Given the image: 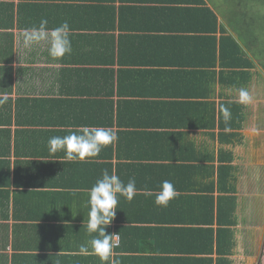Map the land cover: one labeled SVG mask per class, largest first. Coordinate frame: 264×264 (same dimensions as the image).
Masks as SVG:
<instances>
[{
  "label": "crops",
  "instance_id": "crops-1",
  "mask_svg": "<svg viewBox=\"0 0 264 264\" xmlns=\"http://www.w3.org/2000/svg\"><path fill=\"white\" fill-rule=\"evenodd\" d=\"M205 5L217 15L216 37L235 36L232 20ZM198 7L185 0H0V264H107L91 248L79 253L97 235L87 232L88 190L105 169L141 190L131 201L119 196L106 228L119 235L113 259L120 264H217L221 228L233 233L232 264H255L259 223L238 160L257 152L264 159V138L258 147L254 135L264 137V70L249 40L255 66L243 68L248 83L226 84L227 68L209 64L214 34L198 29L206 21ZM42 19L50 29L68 22L70 54L54 59L46 45L24 47L21 30ZM240 88L252 102L239 104L241 123L225 131L227 105H219L236 103ZM174 101L198 105L167 111ZM81 125L111 127L118 140L84 161L49 152L50 137ZM199 151L215 160H199ZM220 151L231 160L220 162ZM221 163L234 168L232 191L219 188ZM249 176L256 179L252 168ZM165 180L179 195L162 207L155 200ZM229 196L235 222L218 224ZM207 239L213 250L195 253Z\"/></svg>",
  "mask_w": 264,
  "mask_h": 264
},
{
  "label": "clouds",
  "instance_id": "clouds-1",
  "mask_svg": "<svg viewBox=\"0 0 264 264\" xmlns=\"http://www.w3.org/2000/svg\"><path fill=\"white\" fill-rule=\"evenodd\" d=\"M48 21L42 19L38 26L33 25L21 30L23 45L26 48L46 45L48 55L54 59H61L72 52V41L70 39V27L67 21L58 27L48 28ZM252 96L245 88L239 89L236 103L247 105L252 102ZM225 121L231 118L228 107L221 109ZM230 129L226 128L225 131ZM118 140V135L111 127H100L93 125H81L76 131L70 132L63 137L53 136L48 140L49 152L55 154L58 151L65 153L67 161H84L97 157L104 147ZM42 161V160H41ZM60 161V160H59ZM62 162V161H60ZM59 175V174H58ZM140 189L136 187V181L129 179L125 184L118 175L109 174L107 169L103 170L102 177L88 190V212L87 232L91 235L96 233L90 241L79 246V253H92L97 255L101 261L107 264H120L119 260L113 259L114 250L118 247V233H106V228L113 222L119 196L129 201ZM146 194L151 191L143 189ZM179 195L171 181L165 180L156 193L155 203L158 206L167 207L169 202Z\"/></svg>",
  "mask_w": 264,
  "mask_h": 264
},
{
  "label": "trees",
  "instance_id": "trees-1",
  "mask_svg": "<svg viewBox=\"0 0 264 264\" xmlns=\"http://www.w3.org/2000/svg\"><path fill=\"white\" fill-rule=\"evenodd\" d=\"M186 2H192L195 4H198V12L199 16L202 19H206L205 22H201L200 27L198 29L203 32H213V35H210L211 38H213V44H212V62L210 61V65H216L217 62L222 68H227L226 70L223 69L221 71L222 73V80L225 81L226 84H232V86H242L248 83V76H250V72L245 69L244 67H252L255 66V57L253 52H259L257 51L258 41L256 37V33L253 32L251 35L249 33V28H253L252 26H247L245 31L242 30V28H239V25L235 27L236 35L232 34H224L227 32L226 28L222 25V28L220 26V32L224 35H220L219 38L216 37L217 31V15L213 10H211L209 7L205 5V0H185ZM196 9V10H197ZM251 22V20L249 19ZM209 24V25H208ZM211 26V27H210ZM234 28V27H233ZM212 30V31H211ZM242 30V32H241ZM219 39V41H218ZM251 41L252 44H254V49L250 48V43L248 41ZM256 56V55H255ZM259 58V57H258ZM258 62L256 63V65ZM230 76H229V75ZM228 75V78H226ZM235 78V80H233ZM220 80V79H219ZM228 80V82H227ZM238 80H240V85H238ZM178 95V94H177ZM181 95V94H180ZM186 96H188L186 94ZM235 101L230 102H222L219 106L222 107V105L226 104L227 107L231 111V118L226 121V123L223 124V128H234L241 123V120L243 118L242 113L240 112V105L239 103H234ZM194 105V108L197 107V103L195 102H184V101H174V102H168L165 105L167 111L172 112H179V108H188L191 107V105ZM179 109V110H178ZM186 116H194V115H186ZM177 118V117H176ZM213 123V122H212ZM211 123V125H212ZM222 126V125H221ZM226 134V133H225ZM224 135V134H222ZM199 160H208V161H214L215 155L212 152H198ZM218 160L220 162H226L230 161L231 158L228 153L225 151H220L218 153ZM233 166L230 163H221L218 166V184L219 188H221L224 191H232L233 190ZM223 185V188L221 187ZM226 203L223 206V208L218 212L217 215V222L218 224L227 225V224H233L234 218H233V212H234V196H229L226 198ZM196 202L202 203L205 202V198H197ZM203 247L196 248L195 253H203V252H211V248L213 250V247L211 246V243L209 245L208 239L202 241ZM234 246V237L232 230L229 228H221L218 229V235L215 242V252L218 255V259L216 260L217 264H232V260L228 258L227 255H230L232 252V248ZM168 260H173L172 257H170ZM202 259L201 261H204ZM208 260V259H207Z\"/></svg>",
  "mask_w": 264,
  "mask_h": 264
},
{
  "label": "flooded vegetation",
  "instance_id": "flooded-vegetation-1",
  "mask_svg": "<svg viewBox=\"0 0 264 264\" xmlns=\"http://www.w3.org/2000/svg\"><path fill=\"white\" fill-rule=\"evenodd\" d=\"M258 65L261 68V70H264V57L262 56L260 61H258ZM261 72V71H260ZM264 89V87H263ZM249 125L254 126L253 122L252 124H247L246 125V130L250 129ZM248 126V127H247ZM246 134H249L248 137H255L251 136L253 133L251 131L246 132ZM254 135H257V142H258V147H259V142L261 141L262 138V133H254ZM263 148V145L261 146ZM257 154L255 155L254 159H251L248 157L246 158V164L243 162H240L238 160V163L241 165L240 168L244 169V173L247 175V178L243 184L242 187V192L245 194L246 199L249 200L247 201V206H251L254 211L253 213L255 222L259 223L258 226L255 227V231L258 230V233L256 234L255 240L251 241L252 246H253V254L251 257L254 259L255 264H264V159ZM260 153L262 151L260 150ZM245 164V165H244ZM250 166L255 174H256V179H252L249 175L251 173V168H248ZM254 166V167H252ZM255 223V224H256ZM246 226V225H245ZM245 243H249L248 239L243 240ZM262 261V262H261Z\"/></svg>",
  "mask_w": 264,
  "mask_h": 264
},
{
  "label": "rangeland",
  "instance_id": "rangeland-1",
  "mask_svg": "<svg viewBox=\"0 0 264 264\" xmlns=\"http://www.w3.org/2000/svg\"><path fill=\"white\" fill-rule=\"evenodd\" d=\"M209 1L222 16L225 15V18L229 17L232 20L231 23L234 28L239 25V28L245 31L247 26L253 27L249 28V33L251 35L253 32L256 33L258 41L257 51H259L256 52V56L260 58L264 57V0Z\"/></svg>",
  "mask_w": 264,
  "mask_h": 264
}]
</instances>
